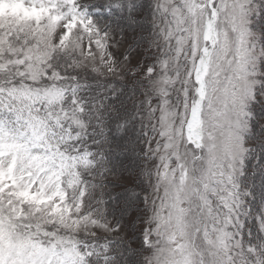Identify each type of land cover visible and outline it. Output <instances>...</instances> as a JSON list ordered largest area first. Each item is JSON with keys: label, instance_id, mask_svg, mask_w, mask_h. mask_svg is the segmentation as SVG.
<instances>
[{"label": "snow or ice", "instance_id": "1", "mask_svg": "<svg viewBox=\"0 0 264 264\" xmlns=\"http://www.w3.org/2000/svg\"><path fill=\"white\" fill-rule=\"evenodd\" d=\"M0 264H264V0H0Z\"/></svg>", "mask_w": 264, "mask_h": 264}]
</instances>
